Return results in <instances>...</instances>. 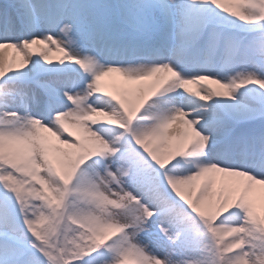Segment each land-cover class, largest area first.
I'll use <instances>...</instances> for the list:
<instances>
[{
  "label": "snow or ice",
  "instance_id": "6c2138e0",
  "mask_svg": "<svg viewBox=\"0 0 264 264\" xmlns=\"http://www.w3.org/2000/svg\"><path fill=\"white\" fill-rule=\"evenodd\" d=\"M0 264H264V0H2Z\"/></svg>",
  "mask_w": 264,
  "mask_h": 264
},
{
  "label": "bare ground",
  "instance_id": "6f19581e",
  "mask_svg": "<svg viewBox=\"0 0 264 264\" xmlns=\"http://www.w3.org/2000/svg\"><path fill=\"white\" fill-rule=\"evenodd\" d=\"M116 78H117V79H123L122 77H119L118 74L116 75Z\"/></svg>",
  "mask_w": 264,
  "mask_h": 264
}]
</instances>
